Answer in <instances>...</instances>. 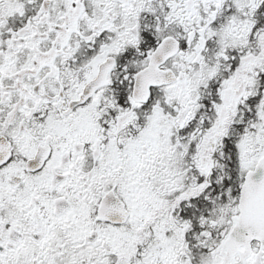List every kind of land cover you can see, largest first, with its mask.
<instances>
[{
  "label": "snow or ice",
  "instance_id": "obj_1",
  "mask_svg": "<svg viewBox=\"0 0 264 264\" xmlns=\"http://www.w3.org/2000/svg\"><path fill=\"white\" fill-rule=\"evenodd\" d=\"M0 264H264V0H0Z\"/></svg>",
  "mask_w": 264,
  "mask_h": 264
}]
</instances>
